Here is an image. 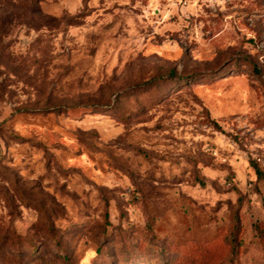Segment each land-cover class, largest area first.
Returning a JSON list of instances; mask_svg holds the SVG:
<instances>
[{
	"label": "rangeland",
	"instance_id": "1",
	"mask_svg": "<svg viewBox=\"0 0 264 264\" xmlns=\"http://www.w3.org/2000/svg\"><path fill=\"white\" fill-rule=\"evenodd\" d=\"M264 264V0H0V264Z\"/></svg>",
	"mask_w": 264,
	"mask_h": 264
},
{
	"label": "trees",
	"instance_id": "2",
	"mask_svg": "<svg viewBox=\"0 0 264 264\" xmlns=\"http://www.w3.org/2000/svg\"><path fill=\"white\" fill-rule=\"evenodd\" d=\"M165 264H168V263H165Z\"/></svg>",
	"mask_w": 264,
	"mask_h": 264
}]
</instances>
